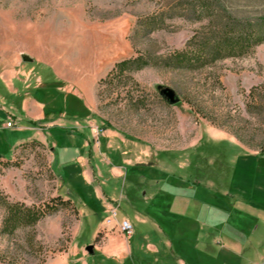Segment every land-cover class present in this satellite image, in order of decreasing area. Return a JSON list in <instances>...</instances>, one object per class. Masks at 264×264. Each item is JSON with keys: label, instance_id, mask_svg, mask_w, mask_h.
Masks as SVG:
<instances>
[{"label": "rangeland", "instance_id": "rangeland-1", "mask_svg": "<svg viewBox=\"0 0 264 264\" xmlns=\"http://www.w3.org/2000/svg\"><path fill=\"white\" fill-rule=\"evenodd\" d=\"M195 1L0 0V133L25 136L0 153V264L264 261L255 230L262 210L249 204L228 216L220 205L226 190L245 197L255 175L233 144L264 149V0H214L209 11ZM225 29L247 38L254 30L259 40L219 56L214 42ZM39 82H49L41 93L44 114L59 109L64 127L80 126L95 100L98 117L123 140L111 151L84 153L82 161L81 135L25 128L20 121L37 120L10 108L9 85L27 92ZM116 158L124 168L114 178ZM132 165L145 201L128 198ZM94 187L118 203V219L132 223V237L106 223L111 213L96 202ZM7 202L44 214L8 228ZM247 214L248 232L235 228Z\"/></svg>", "mask_w": 264, "mask_h": 264}, {"label": "crops", "instance_id": "crops-1", "mask_svg": "<svg viewBox=\"0 0 264 264\" xmlns=\"http://www.w3.org/2000/svg\"><path fill=\"white\" fill-rule=\"evenodd\" d=\"M25 74V72H24ZM14 80H12L13 82ZM7 85H9L10 83H6ZM49 86V82H39L38 84L34 85L32 87V89H29L27 92H23L20 91L18 88L15 87V85H9V92L12 94L13 96V100L15 102L12 101V104L10 105V108L13 109V111H18L17 110V106H20V108H24L27 110V114L29 116H31L29 119L33 118L34 120H37L38 125L37 126H31V125H25L23 124L22 121H20L21 125H23L25 128L28 129H41L46 131V133H48V131L50 129H54V128H60L62 130H65L67 132V135L69 137H74V135H81L83 140L81 143V147H82V152H81V160L83 161V155L84 153H87V155L91 156V154H96L98 150L103 149V150H108L111 151L112 148H115L117 144H119V140H123L122 137L119 135V133L114 132L113 129L111 128L110 125L106 124L103 120H101L98 115L97 112L95 110L96 107V101L94 100L93 106H92V116H90L85 124H81L80 126H74L71 128H67L64 127L62 125V118L59 117V109L55 110V109H48L46 111V114H44V107L45 104L42 101H45L41 98V93L44 91L43 89H45V87ZM16 88V89H15ZM94 94H95V90H94ZM14 105V106H13ZM55 111V112H53ZM7 112V110H6ZM15 113V112H13ZM54 113V114H53ZM1 116H4L3 114H0ZM7 117L5 118L6 120V124L9 121V115L7 112ZM26 115V114H25ZM5 117V116H4ZM17 119V118H16ZM13 120V119H12ZM83 127H86L87 131L86 135H82L80 129H83ZM1 132V131H0ZM25 136L23 135H19L18 133H16L15 136H13L12 138H8L7 137H3L0 133V153H6L9 152V150L11 149V147L15 144H17L18 141H20L21 139H23ZM48 138V137H47ZM50 143L52 144V150L55 151V153H57L56 147H55V142L50 141ZM236 148V153L239 156V158H243L242 164L247 165L248 170L253 171L255 173V175H253L254 177L252 178V180L249 182V186H250V192L247 190V192H245L244 194H246V196L244 197V195L242 194L243 191L241 192H237L236 190H226L225 192H223V194L221 193V200H220V205H221V209H225L228 212V216L229 214L233 211L236 212L238 210H241L243 208V210H245L246 207H248L249 204H252L253 206L257 207L258 209H261V213L258 212L257 214V221L259 222L256 226H255V230L261 229L259 232L261 233V235L257 238L259 242H261L262 244H264V153L260 152V151H251L248 150L247 148H245L244 146H242L241 144H233ZM65 151H69V147L66 148ZM221 153L226 154L227 152L225 150H222ZM85 157V156H84ZM85 164H86V179L88 182L93 183L95 181V175H94V170H93V165H91V162L84 158ZM115 163L116 165L114 166V169L111 171L112 177H116L117 172L119 174H121L123 168H124V164L123 162H121V160H117V158L115 159ZM59 165V164H58ZM141 169V168H140ZM139 167L138 166H133L131 167V173H132V178L129 180V182L126 184L129 193V200L131 202L135 201V200H147V198L145 196H139V188L138 186L136 187L135 185L138 184V182L134 179L135 174H138ZM118 174V175H119ZM94 192H95V197H96V202L104 207L105 209L109 210L111 213V210L116 208L118 206V203H115L114 198L110 197L109 195L105 194V192H102L101 190H99V188L94 187ZM257 193V194H256ZM131 196V197H130ZM205 196H203L204 199ZM219 204V201H218ZM88 209L92 208V212L95 211V204H84ZM98 206V205H97ZM200 208V207H199ZM202 208V207H201ZM201 210V209H200ZM199 210V211H200ZM203 210V208H202ZM201 210V211H202ZM117 214L115 217L110 216V218H108L106 220V223L108 225H117L119 228V224H120V220L118 219V210ZM222 211V210H221ZM219 211H214L215 213H218ZM221 213V212H219ZM218 213V214H219ZM244 216V212L242 211ZM198 216L202 218V220L206 219V217H202L204 216L201 212H198ZM246 219L243 218V220H241V224L237 223V221L233 224L235 225V228L238 226H244L248 232V230L252 227L251 226V215L247 214ZM110 220V221H108ZM227 224H224V226H226ZM249 228V229H248ZM201 232H199L200 235ZM205 234V233H203ZM127 244H129L127 242ZM96 249V247H95ZM92 254V253H91ZM82 257H84V255H82L81 257H79L77 259V261L79 262V260L83 259Z\"/></svg>", "mask_w": 264, "mask_h": 264}, {"label": "trees", "instance_id": "trees-1", "mask_svg": "<svg viewBox=\"0 0 264 264\" xmlns=\"http://www.w3.org/2000/svg\"><path fill=\"white\" fill-rule=\"evenodd\" d=\"M195 2L203 6L207 11H209L211 6L215 4L214 0H196ZM228 33L229 32L225 29L222 33L225 34V36L214 42V46L219 52V56L225 53L226 55H233L236 53V50H241V48H243L246 44L248 45L259 40L257 38V33L254 30L249 38H247L246 33H243L242 31L236 35ZM121 64H125L127 67L129 66V62L127 63L126 61ZM37 125L38 122H33L31 126L34 127ZM6 208L8 216L5 222L8 228H17L20 226L34 224L44 214V211L40 208L28 206L18 202H7Z\"/></svg>", "mask_w": 264, "mask_h": 264}, {"label": "built area", "instance_id": "built-area-1", "mask_svg": "<svg viewBox=\"0 0 264 264\" xmlns=\"http://www.w3.org/2000/svg\"><path fill=\"white\" fill-rule=\"evenodd\" d=\"M14 125H15V122L12 119H10L7 122V124H6V126L8 128L13 127ZM261 151L264 153V149H262ZM116 210H117L116 208H114V209L111 210V216H113V217L116 216V214H117V211ZM108 221H110V220H108ZM119 226H120L121 231L126 236H128L129 238L132 237V235L134 233V227H133L132 223L128 219L121 220ZM261 264H264V261Z\"/></svg>", "mask_w": 264, "mask_h": 264}, {"label": "water", "instance_id": "water-1", "mask_svg": "<svg viewBox=\"0 0 264 264\" xmlns=\"http://www.w3.org/2000/svg\"><path fill=\"white\" fill-rule=\"evenodd\" d=\"M162 93L168 97L171 103H175L178 99L174 93L173 90L170 88H165L162 90ZM86 249L89 251V253L93 252V245H88Z\"/></svg>", "mask_w": 264, "mask_h": 264}]
</instances>
